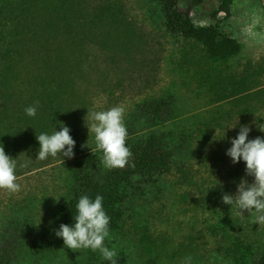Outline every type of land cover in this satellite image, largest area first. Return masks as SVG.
<instances>
[{"label":"rangeland","instance_id":"374dc122","mask_svg":"<svg viewBox=\"0 0 264 264\" xmlns=\"http://www.w3.org/2000/svg\"><path fill=\"white\" fill-rule=\"evenodd\" d=\"M88 3L0 0V147L16 161V176L41 162L36 159L40 147L37 135H51L67 126L76 143L91 149L96 147L94 134L86 132L84 136L81 129L92 120V112L122 107L128 133L127 123L137 115L138 103L149 97H167L173 91L177 102L171 120L127 137L126 146L161 136L167 149L182 145L183 152L176 161L185 166L155 181L136 179L139 189L126 204L122 226L105 238L104 245L115 249L117 256L124 253L128 264H187L188 257L190 264H249L242 262L233 239H224L215 232L223 226L229 206L222 202V196H235L241 178L251 184L254 177L246 174V168L238 173L237 164L226 154L232 139L216 138V132L201 135L197 131L195 118L209 112L207 97L197 95L200 86L205 88L210 82L200 47L184 41L175 46L168 44L161 28L163 20L156 21L160 9L150 0H115L125 14V28L120 32L139 41L142 31L154 51L151 59L159 61L153 86L140 96L126 97L120 82L103 66L92 65L102 72L100 76L96 71L85 73L82 63L89 47L83 37L88 30ZM221 4L222 0H180L179 7L191 15L196 27H218L242 45L234 62L239 72L264 66V0H236L230 15L217 20ZM105 47L111 51V58L124 52L116 40L108 39ZM159 49L165 51L162 56ZM134 61L141 66L139 60ZM95 81L111 86H106L105 94L100 91L90 99ZM30 106L36 107L34 117L25 112ZM190 132L195 133L197 141L185 152L182 140ZM248 139H252L251 131ZM203 145L207 148H201ZM230 209L235 229L250 247V264H254L264 255V226L253 222L254 212L242 213L235 204ZM57 210L58 206L49 204L34 207L27 214L39 227L56 228ZM90 252L99 263L107 261L99 250L73 251L59 238L51 252L40 257L22 254L18 264H88Z\"/></svg>","mask_w":264,"mask_h":264},{"label":"trees","instance_id":"16d2710c","mask_svg":"<svg viewBox=\"0 0 264 264\" xmlns=\"http://www.w3.org/2000/svg\"><path fill=\"white\" fill-rule=\"evenodd\" d=\"M150 1L156 4L157 10L160 9L156 11V21L163 20L161 28L167 34L168 44L175 46L182 41L196 43L205 60L204 71L208 73L210 82L205 83V88L200 86L197 95L207 97L206 108L209 112L195 118L197 131L201 135L216 132V138L233 139L238 136L240 126L248 125L252 139L264 138V132L258 128L259 124H264V66L253 70L244 68L239 72L234 68V62L242 52V45L237 40L218 27H196L191 15L180 9V0ZM235 1L222 0L215 18L220 20L229 16ZM85 11L88 30L83 40L85 46L89 47L82 63L85 73L96 71L100 76L102 72L92 65L103 66L108 74L117 78L123 95L129 98L140 96L151 88L156 82L159 61L151 59L150 55L154 51L148 47L143 32L141 31L139 41L133 40L128 33L120 32V29L125 28V14L115 0H89ZM79 22L81 23L80 20ZM108 39L116 40L124 52L111 58V51L105 47ZM91 45L95 48L90 49ZM159 50V55L162 56L165 51ZM134 59L139 60L140 67ZM210 72L213 74H209ZM106 86L111 84L95 81L90 99L92 94L97 95L100 91L105 94ZM191 87L192 85L187 86L186 90ZM168 93L167 97H149L137 104V115L127 123L130 127L127 137L159 127L171 120L177 96L173 91ZM86 123L90 125L94 121ZM86 123L81 129L84 136L89 132ZM196 141L194 132L185 134L182 140L185 152L190 151ZM166 147L163 137H150L141 144L128 147L131 156L125 167L108 169L102 163L101 151L95 150L96 147L91 148L94 150L93 154L91 149L78 142L73 149V158L63 157L62 153H58L56 157L49 156L38 165L30 166L17 176V183L21 186L19 192L10 194L0 190V264H18L22 254L40 257L51 252L59 240L55 232L61 224L74 225L76 204L84 195L93 200L98 194L103 197V208L110 217L109 233L119 231L126 216V204L134 199L135 192L139 189L134 183L136 179L155 181L171 175L175 168L185 166V163L180 166L176 161L183 152L182 145L177 143L173 149ZM201 148H207V145ZM236 164L238 173L246 168L242 159ZM49 204L58 206L57 227H39L27 212L34 207ZM231 217L229 205L226 207L223 226L216 228L215 232L224 239H233V246L242 262L250 264V247L242 239L241 232L235 229L237 224L233 223ZM115 259L117 264H128L124 253H120ZM88 264L111 262L99 263L96 255L90 252ZM254 264H264V255Z\"/></svg>","mask_w":264,"mask_h":264},{"label":"clouds","instance_id":"9594fccd","mask_svg":"<svg viewBox=\"0 0 264 264\" xmlns=\"http://www.w3.org/2000/svg\"><path fill=\"white\" fill-rule=\"evenodd\" d=\"M25 112L28 116L34 117L36 107H27ZM91 118L94 123L90 125L86 123V126L89 133L94 134L95 150L102 152L104 166L108 169L125 167L131 151L126 146L128 133L124 124V109L115 106L106 111L92 112ZM258 128L264 132V124H259ZM250 131L248 125L240 126L239 134L231 140L232 147L226 154L234 164L242 159L246 163V174L254 177V181L249 184L247 179L241 178L236 195L224 194L222 202L230 206L235 204L242 213L245 210L250 214L254 212L253 222L264 226V138L256 137L249 140ZM36 138L40 145L36 159L45 160L49 156L56 157L58 153H62L63 157H74L73 149L76 142L70 135L69 127L63 126L60 131L56 130L51 135L41 133ZM91 151L94 154V150ZM15 170L16 161L5 153L4 147H0V190L10 194L21 190ZM109 223L110 217L103 208V197L98 194L93 200L84 195L76 204L74 225L61 224L55 235L63 239L66 248L73 251L99 250L103 259L110 261L111 264H117L115 249L110 250L104 245L105 238L110 235ZM186 261L190 264L191 257L186 258Z\"/></svg>","mask_w":264,"mask_h":264}]
</instances>
